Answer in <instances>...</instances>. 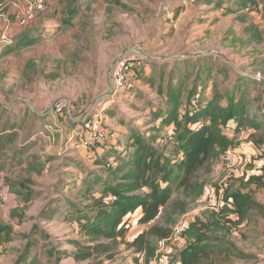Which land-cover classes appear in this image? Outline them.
<instances>
[{"label": "rangeland", "instance_id": "rangeland-1", "mask_svg": "<svg viewBox=\"0 0 264 264\" xmlns=\"http://www.w3.org/2000/svg\"><path fill=\"white\" fill-rule=\"evenodd\" d=\"M34 1L0 0V33L3 44L11 42L0 48V234L12 238L0 246V264H180L194 248L184 231L204 223L209 233L219 203L233 206L232 195L252 194L264 206V187L245 185L247 174L262 172L259 138L249 141L246 129L231 134L234 148L206 162L186 191L176 187L182 127L162 123L169 89L179 81L185 83L182 121L206 100L213 83L222 103L234 100L242 78L252 80L251 110L264 120V0L246 6L241 0H43L41 8L29 10ZM22 35L36 42L15 48ZM121 55L147 58L128 72L119 93L111 75ZM88 113L102 117L108 140L98 156L93 153L103 148L95 143L75 149L66 142ZM8 121L19 135L13 143L4 141ZM136 135L156 152L143 173L148 184L136 193H157L165 204L147 224L137 222L140 209L127 214L125 242L110 241L103 251L76 260L82 247L108 242L91 241L80 221L109 209L115 197L105 189L126 169L121 161L134 151ZM103 161L112 163L109 177ZM93 194L106 195L104 203H94ZM263 217L256 210L231 227L226 238L242 255L215 263L264 264ZM153 225L168 234H148L143 251L129 246Z\"/></svg>", "mask_w": 264, "mask_h": 264}, {"label": "trees", "instance_id": "trees-1", "mask_svg": "<svg viewBox=\"0 0 264 264\" xmlns=\"http://www.w3.org/2000/svg\"><path fill=\"white\" fill-rule=\"evenodd\" d=\"M240 1V0H238ZM249 2L256 3V0H241V5L246 6ZM36 39L30 38L27 35L20 36L14 43L15 48L32 45ZM9 46V45H8ZM188 69V67H186ZM188 75V73H187ZM184 77V76H183ZM252 80L240 79L234 86V100L224 104L222 96L217 84L213 83L212 88L208 91V98L205 102L197 104L192 112L184 115L183 120L179 119V108L182 105V96L185 90L184 81H179L174 87L169 89L168 109L162 117V123L170 127L175 125V129L181 128L179 142L181 141L182 159L178 163V170L181 175L177 181L176 187L188 190L192 187V180L196 172L209 160L216 158L220 152H229L235 145L234 138L231 134L240 132L241 129L250 131L249 141L256 143L257 141L264 144V120L257 113L251 110V98L249 86ZM260 81V80H259ZM261 101L259 112L264 115V80H261ZM184 123V124H182ZM15 125L10 122L2 126V130L7 132L4 140L8 143H13L18 138V133ZM261 131V136L257 133ZM233 136V135H232ZM135 141L134 151L124 159V171L119 177H116L115 185L108 184L104 194L111 193L115 198L109 202V209L97 211L93 217H85V221L80 224L83 230L89 235L93 242L100 238L107 239V243H95L91 246L82 247V252L74 254L76 260H84L92 256L93 252H100L107 248L109 242H125V216L140 209V215L137 217V222L147 224L154 221L161 212L162 205L165 204V197L157 193L137 194L142 189L146 181H142L143 173L146 168H151L154 157L156 156L155 148L150 143L144 141L141 136H134ZM154 137H151V141ZM3 141V140H2ZM111 147H113L111 145ZM110 147V148H111ZM108 149V148H106ZM104 150H96L93 154L98 156L99 152ZM123 152V151H121ZM130 152V150H129ZM122 156V155H121ZM107 167L103 172L108 173V177L115 171H112V163L103 161ZM264 164L262 172L251 171L247 174L245 185H255L256 187H264ZM100 179L97 178L95 183ZM93 194V202L97 205L104 203L106 195ZM232 205L224 204L216 213L210 226L206 227L209 231L204 232L205 225L200 223L197 227L196 223L191 224L184 234L188 239L193 241V249L190 252H184L181 256L180 264H216L217 258H229L231 255L241 256L232 243L226 238L229 229L234 227L245 219L250 217L251 212L259 210L264 216V206L255 200L252 194H234L232 195ZM235 219H232V217ZM264 218V217H263ZM198 223V222H197ZM150 233L158 234L165 237L168 232L157 226H151L150 230L140 232L129 243V246L135 247L136 251H143L147 248V235ZM210 234V235H209ZM119 238V239H118ZM118 239V241H117ZM12 240L10 234L5 232L0 234V246L3 243ZM32 240L25 246V253L30 250ZM244 256V255H243ZM89 264V263H88Z\"/></svg>", "mask_w": 264, "mask_h": 264}, {"label": "built area", "instance_id": "built-area-1", "mask_svg": "<svg viewBox=\"0 0 264 264\" xmlns=\"http://www.w3.org/2000/svg\"><path fill=\"white\" fill-rule=\"evenodd\" d=\"M43 6V0H35L33 4L29 5V10H32L33 7L41 8ZM5 34L0 33V39H2V43L0 44V48L7 47L11 44V42H4ZM3 44V45H2ZM6 45V46H5ZM0 49V50H1ZM145 56H126L121 55L116 58L111 75V88L112 90L121 92V88L127 81V74L136 66L141 65V61L146 59ZM149 58V57H148ZM115 95V94H114ZM109 99L106 100V102ZM105 102L102 103V106L105 107ZM104 110V108L102 109ZM241 129L240 131H242ZM111 135V133H110ZM71 140V142H69ZM66 142L71 144V147L75 149H79L81 147H93L95 145L99 146L98 148H104L103 146H108V140L106 137V133L104 132V124L102 122V117L96 113H88L84 115L79 122L76 124L75 128L71 130L69 135L67 136ZM104 144V145H103ZM95 149V148H93ZM230 152V151H229ZM211 205L217 207L213 199H210ZM221 205L219 203L218 208Z\"/></svg>", "mask_w": 264, "mask_h": 264}, {"label": "crops", "instance_id": "crops-1", "mask_svg": "<svg viewBox=\"0 0 264 264\" xmlns=\"http://www.w3.org/2000/svg\"><path fill=\"white\" fill-rule=\"evenodd\" d=\"M207 94V97H206V99L208 98V93H206ZM205 102V101H204ZM141 214V213H140Z\"/></svg>", "mask_w": 264, "mask_h": 264}]
</instances>
